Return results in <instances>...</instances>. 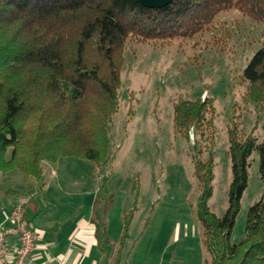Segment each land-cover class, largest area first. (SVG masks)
Listing matches in <instances>:
<instances>
[{
  "label": "trees",
  "instance_id": "16d2710c",
  "mask_svg": "<svg viewBox=\"0 0 264 264\" xmlns=\"http://www.w3.org/2000/svg\"><path fill=\"white\" fill-rule=\"evenodd\" d=\"M234 8L264 23V0H173L159 9L136 0H0V173L17 170L29 187L30 180L43 178L45 162L77 157L99 165L118 111L127 42L193 37L218 13ZM244 77L248 99L264 107V45ZM214 115L209 98L175 105L177 131L187 140L191 130L195 134L191 150L200 188L197 218L209 256L205 264H264V191L249 208L245 238L232 242L254 152L264 184V140L253 133L241 138L236 127L229 131L232 183L228 209L218 217L208 206L215 162L206 147ZM99 202L101 264H119L118 253L111 260L107 254L110 241Z\"/></svg>",
  "mask_w": 264,
  "mask_h": 264
},
{
  "label": "rangeland",
  "instance_id": "374dc122",
  "mask_svg": "<svg viewBox=\"0 0 264 264\" xmlns=\"http://www.w3.org/2000/svg\"><path fill=\"white\" fill-rule=\"evenodd\" d=\"M263 45L264 23L235 8L218 13L193 37L129 40L103 161L97 165L62 157L45 162L40 183L49 184L50 190L37 197L83 203L98 198L110 241L107 254L111 260L118 253L119 264H205L209 256L197 218L200 188L192 163L195 134L191 130L187 140L177 131L175 105L213 100V139L206 148L215 162L214 192L208 206L222 217L232 183L229 131L236 127L241 138L253 133L259 142L264 140V107L248 99L244 77ZM250 164L233 243L245 238L249 208L264 191L258 152ZM26 185L17 170L0 173V204L7 209L10 197L28 196Z\"/></svg>",
  "mask_w": 264,
  "mask_h": 264
},
{
  "label": "crops",
  "instance_id": "0c3cea01",
  "mask_svg": "<svg viewBox=\"0 0 264 264\" xmlns=\"http://www.w3.org/2000/svg\"><path fill=\"white\" fill-rule=\"evenodd\" d=\"M26 188L27 197H10L7 209L0 204V223L10 215L20 198L28 199L27 218L39 237L33 264H101L95 224L97 199L85 200L84 204L82 199L39 198L38 194L50 190L49 184L44 182ZM9 242L15 245L17 239L11 238Z\"/></svg>",
  "mask_w": 264,
  "mask_h": 264
},
{
  "label": "built area",
  "instance_id": "2783aa9c",
  "mask_svg": "<svg viewBox=\"0 0 264 264\" xmlns=\"http://www.w3.org/2000/svg\"><path fill=\"white\" fill-rule=\"evenodd\" d=\"M28 199L20 198L10 215L0 223V264H33V252L39 239L27 218ZM16 238L11 245L9 240Z\"/></svg>",
  "mask_w": 264,
  "mask_h": 264
},
{
  "label": "water",
  "instance_id": "95a60500",
  "mask_svg": "<svg viewBox=\"0 0 264 264\" xmlns=\"http://www.w3.org/2000/svg\"><path fill=\"white\" fill-rule=\"evenodd\" d=\"M136 1L145 8L159 9L170 5L173 0H136Z\"/></svg>",
  "mask_w": 264,
  "mask_h": 264
},
{
  "label": "bare ground",
  "instance_id": "6f19581e",
  "mask_svg": "<svg viewBox=\"0 0 264 264\" xmlns=\"http://www.w3.org/2000/svg\"><path fill=\"white\" fill-rule=\"evenodd\" d=\"M27 197V196H26Z\"/></svg>",
  "mask_w": 264,
  "mask_h": 264
}]
</instances>
